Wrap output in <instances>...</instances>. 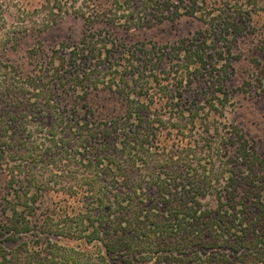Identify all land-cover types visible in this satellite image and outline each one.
<instances>
[{
    "label": "trees",
    "instance_id": "1",
    "mask_svg": "<svg viewBox=\"0 0 264 264\" xmlns=\"http://www.w3.org/2000/svg\"><path fill=\"white\" fill-rule=\"evenodd\" d=\"M208 1L0 0L3 43L83 22L16 75L33 112L0 118V264H264V159L227 127L225 50L207 75L211 33L237 37L253 0ZM182 16L204 26L133 39Z\"/></svg>",
    "mask_w": 264,
    "mask_h": 264
},
{
    "label": "rangeland",
    "instance_id": "2",
    "mask_svg": "<svg viewBox=\"0 0 264 264\" xmlns=\"http://www.w3.org/2000/svg\"><path fill=\"white\" fill-rule=\"evenodd\" d=\"M213 1H208V7L213 6ZM238 1L241 4L246 2V0ZM252 2L250 10L246 9V14H243L246 25L237 37L232 33L220 35L211 33L208 52L212 56L210 63L212 67H208L207 75L215 78L216 73L223 72L224 65L215 64V61L218 57L217 53L225 50L222 59L226 65L223 83L230 95L229 105L225 107L227 127L230 129L235 127L237 134H240L242 139L246 138L252 142L258 157L264 159V9L255 6V4H263V0ZM135 8L136 14L137 7ZM216 12L214 10L213 17L210 18H214V24L218 26L222 17ZM232 15H234L232 10L225 8L223 16H227L228 19ZM8 20L11 21L12 18L8 17ZM203 26L195 18L182 16L174 22L166 20L162 24L155 23L150 29L132 32L134 40L151 39L159 42L187 36ZM82 30V20L72 15L58 19L54 25L41 32L8 29L12 34V41L8 43L0 41V118L4 116L5 119L6 116L11 117V115L18 117V114L24 111L33 112L34 100L21 96L18 84L15 82L16 75L25 76L29 72L34 73L39 64L45 62L53 48L66 53L67 48L64 45L78 40ZM119 31L124 34L122 30ZM4 32L6 30L0 29V36ZM227 48L231 51H226ZM211 77L206 78L210 80ZM36 102L39 103L40 100ZM38 106L40 105L36 103L35 109Z\"/></svg>",
    "mask_w": 264,
    "mask_h": 264
}]
</instances>
